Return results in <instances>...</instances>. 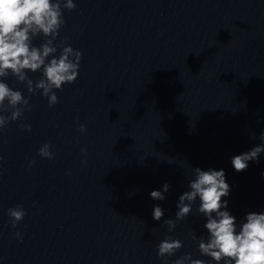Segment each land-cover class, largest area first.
<instances>
[{
	"label": "water",
	"instance_id": "obj_1",
	"mask_svg": "<svg viewBox=\"0 0 264 264\" xmlns=\"http://www.w3.org/2000/svg\"><path fill=\"white\" fill-rule=\"evenodd\" d=\"M73 2L54 43L82 57L58 102L3 78L30 110L0 130V264H165L166 237L183 244L167 264L185 254L216 264L198 250L199 199L173 231L164 221L197 167L225 172L238 223L264 212V152L245 171L231 163L264 143V0ZM46 143L52 159L38 154ZM17 205L26 214L13 228Z\"/></svg>",
	"mask_w": 264,
	"mask_h": 264
},
{
	"label": "clouds",
	"instance_id": "obj_2",
	"mask_svg": "<svg viewBox=\"0 0 264 264\" xmlns=\"http://www.w3.org/2000/svg\"><path fill=\"white\" fill-rule=\"evenodd\" d=\"M75 8L73 0H0V130L10 121L20 118L24 111L30 110L29 99L20 91L13 90L3 78L14 76L25 83L30 94L40 90L41 95L48 98L50 107L58 102L54 90H62L63 85L76 81L82 53L70 45L64 46L63 42L61 45L54 43L65 24L63 9L72 11ZM41 35L45 38L44 42L39 46L34 45L33 40ZM58 48L61 49L59 56L56 55ZM38 71L42 72V77L34 83L27 73ZM9 110L10 116L2 114ZM21 128L31 131L30 125L22 124ZM78 130L83 133L86 128L81 125ZM261 140L264 141V132L261 133ZM262 152L264 143L234 156L231 161L233 168L237 172L247 170L249 161H257ZM38 154L52 159L50 144H44ZM193 173L190 190L179 197L175 220L169 218L164 221L169 231L175 229L176 220H183L192 213L193 205L199 199L197 213L206 218L203 227L207 231V237L201 236L198 240L200 254L210 257L216 264H264V212H249L238 223L227 210V200L222 199L229 196L231 191L225 172L222 169L202 170L197 167ZM169 188L165 184L163 191L153 190L150 197L164 200V193ZM25 214L22 205L9 208L11 226L15 228ZM163 216V209L159 205L154 206L153 219L159 221ZM16 235L19 237L20 234ZM182 247L179 239L166 237L159 243L157 255L164 258L167 264L166 258L175 255ZM173 264L206 262L185 254Z\"/></svg>",
	"mask_w": 264,
	"mask_h": 264
}]
</instances>
